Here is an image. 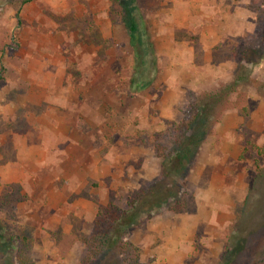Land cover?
I'll list each match as a JSON object with an SVG mask.
<instances>
[{
	"label": "rangeland",
	"instance_id": "obj_1",
	"mask_svg": "<svg viewBox=\"0 0 264 264\" xmlns=\"http://www.w3.org/2000/svg\"><path fill=\"white\" fill-rule=\"evenodd\" d=\"M204 1L0 0V155L10 161L16 149L38 147L55 161L61 188L62 164L75 165L77 196L88 202L80 219L65 205L67 214L48 222L53 215L40 220L35 191L0 182V264H16V234L28 237L32 264H79L83 239L108 202L129 208L124 240L140 262L264 264V0H233L250 25H227L229 37L209 55L198 42L200 23L223 0ZM186 9L198 23L181 24ZM130 18L151 45L138 49L149 52L152 74L138 92L129 87ZM218 91H226L224 106ZM195 111L183 144L194 157L185 165L181 150L170 154L171 143L175 124L193 121ZM26 161L24 152L25 168ZM51 172L44 171L49 180ZM163 200L175 207L155 208ZM121 236L99 264H121Z\"/></svg>",
	"mask_w": 264,
	"mask_h": 264
},
{
	"label": "crops",
	"instance_id": "obj_2",
	"mask_svg": "<svg viewBox=\"0 0 264 264\" xmlns=\"http://www.w3.org/2000/svg\"><path fill=\"white\" fill-rule=\"evenodd\" d=\"M201 1L202 0H200V3L202 4ZM232 1L233 0H223V7L220 10H215L216 14H212L213 12L206 13L203 18L205 21H202L200 23V25H204L199 28L200 32L198 34V42L201 47L200 49L202 51V54L209 55V49L216 47L222 40L226 41V38H228L230 35L229 30L232 27H227V25H250L244 23L247 22L246 20H241L242 15H246V11L242 10V7H240L238 3L232 5ZM204 2L207 4L214 2V0H206ZM188 7L189 5H187V8ZM181 14L184 18L183 22L181 23L182 25H195L199 22L200 17L196 18V15H192L190 17L189 14H191V11H188V9L183 10ZM230 39L232 40V38ZM200 49L198 50L197 54H201ZM201 61L205 63L207 62V60L204 58H202ZM214 66L216 70H220L219 67H221V64L219 63ZM232 68L233 67L231 63L230 67H226V71H231ZM13 148L15 150L16 147ZM24 152L27 153L28 161H26L25 166L30 167L29 173L26 172L28 167L25 168L22 165ZM68 159L71 160L70 155L68 156ZM27 162L31 165H29ZM44 162H46L45 165ZM74 162L77 163V158H75ZM54 168V160L48 159L43 153L40 152L38 147L26 145L21 149L15 150L13 160L6 161L4 160L3 156L0 155V182L5 185L12 184L21 186V194L24 189H29L30 192L35 191V199L38 200L37 206L40 207V220L43 219V215L46 214L47 216V213L49 212L53 216L47 217V219L50 221H44H59L61 217H64L67 214V211L73 212L74 210H77L78 213L73 212L72 214L80 219L81 212H83V209L88 206V202L85 201L84 197L77 196L81 189L80 182L82 172L79 171V173H77V167H75V165L71 168L69 167L67 171L66 169H64V166L62 164V172L67 177H64L65 183L61 188L58 184H56V177H54ZM49 169L53 170V172H51V175L53 176L50 177V180L45 177L44 173V171H48ZM28 174H30L29 178ZM78 181L79 183L77 185L76 182ZM66 187L71 188L70 190H67V193L65 191ZM58 205L62 207L61 211L60 207L57 208ZM65 205L67 206V211L65 210ZM70 228L71 226L65 225L62 232L68 233L70 231ZM47 237V234H43L41 236L43 251H46V248L50 246V243L46 240Z\"/></svg>",
	"mask_w": 264,
	"mask_h": 264
},
{
	"label": "trees",
	"instance_id": "obj_3",
	"mask_svg": "<svg viewBox=\"0 0 264 264\" xmlns=\"http://www.w3.org/2000/svg\"><path fill=\"white\" fill-rule=\"evenodd\" d=\"M124 28L127 32L129 44L133 49V73L131 78L129 79V87L134 92L142 91L151 84L152 74L150 71L151 69L149 70L147 68V63L149 61L144 59V57L147 56L149 52H143V54L139 56L138 49L141 47L142 44H147L148 46L150 45V43H144L141 40L139 27L133 23V20L131 18L129 19V23L127 25H124ZM150 47L147 48L150 49ZM217 93H219L218 95L221 98V105L224 106L227 102L226 91H224L223 93H221V91H218ZM193 108L198 110V104H192V109ZM196 112L197 111H195V113ZM213 113L214 120H217L219 112L217 113L216 111ZM198 116L199 114L197 112L196 115L191 117V120L193 121H187L184 124L182 122L179 123V125L175 124V128L176 131H178V135L176 137L174 136V141L171 143L172 150L170 154H175L181 150L183 152L181 159L183 160V164L185 165L189 164L190 160L193 159L194 154L192 153L189 157L186 156L187 151H184L185 149H183L184 138L186 136L188 128L195 122ZM202 136L199 140L196 141V143H199L202 140ZM159 147L160 146L154 147L156 153L160 154L162 158H165L166 154L163 153L165 149H161V147ZM162 173L163 174L160 175V178L164 177L165 170L162 169ZM156 180L158 181L159 179ZM141 194L142 192L138 194V198H140ZM160 207H165L167 210H170L175 207V203L171 205L165 203V200H163L158 202L155 206V208ZM128 209L129 208L121 211L114 205H112L110 202H108L103 208L96 212L93 220L92 231L88 238L83 239L86 254H84V257L81 258L79 264H99V262H103L108 255V248L112 244L110 241L112 238H117V234H123V237L121 236L116 244V252L117 255L120 256V263L146 264L144 262H140L139 250L124 240L126 228L129 226V217L126 215ZM10 240H14V243H16L15 252L13 253L15 263L32 264L31 262H29L30 259H28L27 257L30 250V242L28 237L23 235L19 236L16 234L14 236V239L10 237Z\"/></svg>",
	"mask_w": 264,
	"mask_h": 264
}]
</instances>
